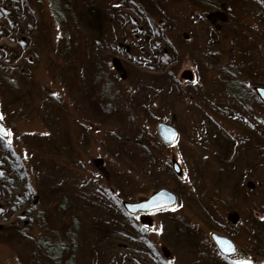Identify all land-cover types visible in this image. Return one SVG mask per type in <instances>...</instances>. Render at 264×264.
<instances>
[{"label": "rangeland", "instance_id": "1", "mask_svg": "<svg viewBox=\"0 0 264 264\" xmlns=\"http://www.w3.org/2000/svg\"><path fill=\"white\" fill-rule=\"evenodd\" d=\"M2 15L0 264L264 260L262 0H0ZM163 187L174 206L120 198Z\"/></svg>", "mask_w": 264, "mask_h": 264}, {"label": "water", "instance_id": "2", "mask_svg": "<svg viewBox=\"0 0 264 264\" xmlns=\"http://www.w3.org/2000/svg\"><path fill=\"white\" fill-rule=\"evenodd\" d=\"M255 90L260 99L264 101V85H256ZM157 129L159 135L167 144L173 142L177 137V129L166 122H159ZM0 131L5 132V128L1 123ZM173 169L178 175H181L183 172V169L176 158H173ZM120 198L127 210L134 214L138 212L160 210L162 208L174 206L177 203L176 194L172 190L164 187L159 188L149 196L141 197L136 201H126L124 198ZM217 240L222 251L229 253L234 249L230 239L218 238ZM260 264H264V260H262Z\"/></svg>", "mask_w": 264, "mask_h": 264}, {"label": "snow or ice", "instance_id": "3", "mask_svg": "<svg viewBox=\"0 0 264 264\" xmlns=\"http://www.w3.org/2000/svg\"><path fill=\"white\" fill-rule=\"evenodd\" d=\"M262 2H264V0H262ZM261 219H264V217H261ZM240 264H251V261L242 260V261H240Z\"/></svg>", "mask_w": 264, "mask_h": 264}, {"label": "flooded vegetation", "instance_id": "4", "mask_svg": "<svg viewBox=\"0 0 264 264\" xmlns=\"http://www.w3.org/2000/svg\"><path fill=\"white\" fill-rule=\"evenodd\" d=\"M5 139V138H4ZM218 238H219V236H218ZM216 242H217V245H218V247H219V243H218V240L216 239ZM220 249V248H219ZM221 250V249H220Z\"/></svg>", "mask_w": 264, "mask_h": 264}, {"label": "trees", "instance_id": "5", "mask_svg": "<svg viewBox=\"0 0 264 264\" xmlns=\"http://www.w3.org/2000/svg\"><path fill=\"white\" fill-rule=\"evenodd\" d=\"M0 17H6V16L2 15V16H0Z\"/></svg>", "mask_w": 264, "mask_h": 264}]
</instances>
